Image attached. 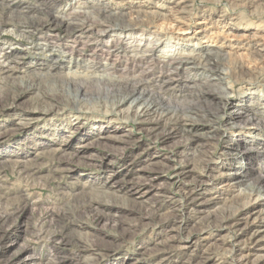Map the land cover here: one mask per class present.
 <instances>
[{
  "label": "rangeland",
  "instance_id": "obj_1",
  "mask_svg": "<svg viewBox=\"0 0 264 264\" xmlns=\"http://www.w3.org/2000/svg\"><path fill=\"white\" fill-rule=\"evenodd\" d=\"M0 4L8 5L2 10L0 21L21 20L16 16L18 11L43 7L53 14L74 9L92 12L91 16L99 23L118 27L103 34L93 31L90 35L84 32L83 26L77 28L80 31L77 43L86 44L82 49L85 57L63 51L59 74L74 73L72 61L78 58V62H87L93 52L99 53L97 62H106L105 48L121 46L127 53L120 58L116 56L115 80L72 82L70 95L80 85L88 99L104 96L117 99L127 95L131 78L122 75L120 70L124 66H127L125 71L131 68L132 63L126 64V59L131 54L129 49L133 48L156 62L173 60V56L185 59L187 62L177 69L182 71V83L188 79V88L193 86L210 95H219L224 82H209V73L203 67L202 56L210 52L224 57L222 70L226 74L220 73L221 78L230 81L231 66L235 64L242 65L245 73L233 79L228 95L231 103L223 110L212 104L203 108L196 101V125L205 123L201 112L221 115L241 104L248 105L253 112L263 109L260 119L263 120L264 102L252 104L248 95L251 91L264 90V0H0ZM83 19L73 22L89 25ZM76 39L58 35L60 44L66 42L70 46ZM43 44L37 36L28 38L24 29L14 25L0 28V61L5 54L15 60V63L1 64L0 92L7 88L21 92L15 102L0 101V205L19 206L0 228V236L4 237V243L0 244V264L6 261L54 264V254L75 257L76 260L66 259L64 264H180L196 249L183 247L185 233L192 229L197 215L204 217L240 204L246 208L240 215L236 213L230 226L211 235H198V243H202V248L210 245L216 251L221 248L222 239L228 243L229 236H233L242 245L235 255L238 260L241 255V260L259 259L257 264H264V215L261 213L264 204L256 196L247 197L250 185L259 175L257 169L263 170L264 159L250 155L230 160L227 156L235 152V140H244L245 144L250 143L246 141L248 136L249 140L260 137L264 140L262 124L250 119L240 121L236 125L237 133L232 130L217 138H200V146L195 147L188 144L191 138L188 133L172 131L170 123L156 126L154 133L149 134L147 127L153 126V115L134 117L137 108L131 104L132 98L117 108L103 103H77L66 96L65 85L57 82L55 88L46 78H37L30 69L46 59L49 62L42 65L41 71L51 64L49 54L40 55V49H35ZM14 66L13 74L6 72ZM159 71L154 68L153 76ZM75 73L84 75L81 69ZM101 74L98 71L93 75ZM38 79L39 88L22 89V84ZM45 91L54 97L49 99L48 108L52 112L31 115L29 110L35 107L33 99ZM163 98L154 96L163 108L177 106L180 110L187 103L175 97L174 92ZM195 150L210 153L209 169L199 170L187 163ZM185 167L191 168L190 174ZM175 172L181 175L175 176ZM237 172H241L239 184L235 182ZM184 187L189 190V200L195 202L193 211L199 212L195 218L182 221L181 229L175 230L179 224L175 221L160 224L146 216L149 209H154L150 208L154 203L157 209L154 217L171 211L178 217L184 208L179 209L178 202L180 189ZM162 191L169 197L163 196ZM64 192L73 194L74 198ZM91 197H98L101 203L77 208ZM68 203H73V210L66 214ZM62 233L71 242L79 239V244L85 247L77 251L73 244H61ZM252 238L256 239L252 241ZM167 243L179 248L171 257L159 252ZM96 246L106 255H97L100 251ZM204 264L237 263L232 258L218 263L215 253Z\"/></svg>",
  "mask_w": 264,
  "mask_h": 264
},
{
  "label": "bare ground",
  "instance_id": "obj_2",
  "mask_svg": "<svg viewBox=\"0 0 264 264\" xmlns=\"http://www.w3.org/2000/svg\"><path fill=\"white\" fill-rule=\"evenodd\" d=\"M8 8V5L6 4H0V15L3 13V11ZM3 10V11H2ZM29 13V14H27ZM92 12H81L77 11V9H74L70 12L63 13V14H56L52 13L49 10L38 7V8H32L28 7L26 9H23V11H18L16 16L20 17L21 20H1L0 21V28L1 26H11L14 25L16 27L22 28L25 30V32L28 35V38H30L31 35L37 36V38L42 40L44 44L40 48V55H46L49 54L52 58L50 59V67L46 70H42V65L49 62V59L44 60V62L36 63L37 66H33L32 71L35 72V74L39 77L37 78H46V82H49L51 85H54L55 88H57V82L58 84L65 85L67 90L66 96L72 99L74 102H81L84 104H94V103H103L106 105H110L109 108L112 107H119V105L127 98H132L131 104H135L136 111L134 113V117L137 118H143V117H153L151 118V122H153V126L147 127V132L149 134L154 133V130L157 128L156 126L160 124H172L171 130H182L185 133L189 134V145L200 146V142L198 141L201 139H213L217 138L218 136L227 134L228 132H236L238 131V127L236 126L240 121L248 120L250 119L251 122L255 121L258 124H262L264 126V117L261 121V113L263 112V109L257 111H261L260 113L256 110H253L248 105H235L233 108H231L227 113L222 112L221 115H219L216 112H211L208 115H206L204 112H201V118L204 120L205 123L201 124L200 126L196 125V116L198 115V111L194 108V104H196V101H198L199 104L203 105H209L212 104L217 109L223 110L226 108L228 104L231 103V100L228 99V95L231 93V85L233 83V79L240 78L243 73H245V69L240 64H235L231 66V80L228 81L226 79H223L219 76V74H226L222 69L223 67V60L224 57L217 54H211L210 52H206L202 58H203V67L204 70H207L209 73V82L214 83H220V81L224 82V85L219 89V95H210L207 91L203 89L196 90L193 86H189L188 88V79L186 82H183V75H181V72H178V66L184 65L187 61H184L185 59H178L177 57H172L173 60L166 61L158 59V62L154 61V58L146 57L145 54H141L137 51V49H129L130 55H127L126 64L128 62L132 63L131 68H129L127 71L125 69L127 66H124L122 70H120L122 75L129 76L130 79V91H128L127 95L119 97L117 99L115 98H108V96H104L103 98L94 97L93 99H88L85 97V90H83V87L80 85L78 89L72 94H69V84L76 81H85V82H103V81H113L116 78L114 77L113 73L117 72V68L115 67V60L116 56L119 58L123 56V53H127L126 49L124 47L118 46L111 48H105L104 50L107 52L106 56V62H97V59L99 57V53L93 52L90 53V56L88 58V61H80L78 62L77 59L79 57H85V53L82 52V49L84 45L82 42L77 43L76 36L80 33V31H77L78 27L83 26L84 32L87 35L93 34V31H97L99 33H104L112 29H118V27L112 26L108 27L109 24L104 25V23H99L96 21V18L91 16ZM84 18L86 24L88 22L89 25L84 24H78L74 23L73 21H76L78 18ZM102 22V21H101ZM107 23V22H106ZM113 25V24H112ZM82 33V32H81ZM58 35H63L65 38H73L76 39V41L73 42V45H68L66 42L59 43L58 42ZM77 43V44H76ZM130 43V42H128ZM69 46V47H68ZM172 46V45H171ZM127 47V46H126ZM128 47H132L129 45ZM63 51L69 53L70 55L76 54L77 59L72 61V66L75 68V72L80 70L84 72V75H77L75 72L70 74H59L61 72V67L63 62L61 63L60 58H62ZM113 55V58L111 59L110 56ZM49 56H47L49 58ZM4 59L0 61V67L3 62L15 63L14 58H10L9 55L5 54ZM17 58V57H16ZM19 59L22 57H18ZM212 59V63H210L209 60ZM96 61V62H95ZM70 63V61H69ZM191 63V61H189ZM15 67L8 68L6 72L12 73V71L15 70ZM154 68H159L160 71L156 75V77L153 76V70ZM221 68V69H220ZM102 72L101 75H93L95 72ZM33 73V72H32ZM35 76V75H34ZM256 78V77H255ZM38 81H28L24 84H22V89L25 91L31 90L34 88H39V84H41V79ZM60 80V81H58ZM226 80V81H225ZM128 83V82H127ZM147 87L149 90L144 91L143 88ZM21 89V90H22ZM20 91V90H19ZM171 92H174V96H179L180 99H182L186 103V105H183L182 108L177 109V106L174 108H163L160 104V102H156L154 99V96H157L159 99H164L163 96L170 94ZM254 92V91H253ZM64 93V90H63ZM0 101H10L15 102L20 96L21 92L14 91L11 88L1 90L0 92ZM251 94V95H250ZM248 95L250 99V102L255 103V105L262 104L264 102V90H259L258 92L252 93L250 92ZM82 96L81 98L79 96ZM107 95V94H106ZM53 95H49L46 91L38 93L37 97L34 100L35 107L30 108L29 113L31 115H42V114H49L52 112V110L49 107L50 100L54 99L52 97ZM172 96V94L170 95ZM48 98V99H47ZM160 99V100H161ZM189 99V100H188ZM190 99H194L195 102H193ZM255 99V100H254ZM259 100V101H256ZM257 102V104H256ZM250 103V104H251ZM252 103V104H253ZM177 105V104H176ZM254 105V106H255ZM206 106H203V108H206ZM252 106V107H254ZM151 115V116H150ZM261 121V122H259ZM169 124V125H170ZM163 125V126H165ZM221 126V128H219ZM235 128V129H232ZM249 137V136H248ZM247 137L246 141H249L250 143H243L244 140H235L233 143V150L235 152L227 153V156L230 160H235L237 157H246V156H252L255 155L259 157L261 160L264 159V140L262 137L258 138L257 140H249ZM253 137V136H251ZM255 137V136H254ZM194 143V144H193ZM196 151V150H195ZM192 152V154L187 159L189 164L193 165L194 167L198 168L199 170L205 171L206 169L210 168V162L212 160V156L210 153H207L205 150H198L196 153ZM264 170V165L262 166ZM24 168H26L24 166ZM187 169V173L190 174L188 167H185ZM259 172V175L256 176V180L250 185L248 191H247V197L249 196H256L260 198L261 203L264 204V184L261 182L264 181V171L261 169H257ZM260 170V171H259ZM236 174L235 182L239 184L241 172L234 173ZM175 176L181 175L179 172L174 173ZM44 186V184H43ZM181 195L178 199L179 202V209L184 207L183 210H180V215L177 217L175 212L171 211L169 213H165L161 216L154 217V213L157 212V209L155 207V204L152 203L150 205L149 212L146 214V216H149L151 218V221H157L160 224H164L166 222L173 223L174 221L178 226L175 229L176 231L181 227V222L186 221L192 218H195L194 216L199 211H193L195 210L194 204L195 202L193 200H189V190L187 188H181L180 189ZM163 196L169 197L166 191L161 192ZM64 195L72 196L74 198L73 194H70L68 192H64ZM171 194V193H169ZM162 197V196H161ZM1 198V197H0ZM171 200V198H170ZM3 201V200H2ZM100 204L101 200L97 197L90 198L88 201H86L82 205H77L78 209H85L90 208L93 204ZM73 203H68L67 207L65 208V212L67 214V211L72 212ZM242 206H245L244 204H240L237 207H227L226 209H223L216 213H207L206 216L201 217L197 215V218L193 220L195 224L193 225L192 229L188 230L185 233V245L183 248H196L193 252V254L190 256V258L180 261V264H204L207 260L212 259V256L216 253L217 261L218 263H222L223 261L232 258V260L237 264H257L259 262V259L255 260H248L246 257L243 258L240 255V259L238 260L235 256L241 249L240 244H238V240L236 237L229 236V241L226 243L224 239H222V246L221 248L218 247L216 251L213 250V248L210 245H205V248H202V243H198V235H211L214 232H218L222 229H226L228 226H230V221H232V218L238 213L237 215H240L245 208ZM93 207V206H92ZM19 209L18 205L14 204H4L2 203L0 205V228H3V225L5 224L7 218L11 215V211L14 212V210ZM261 213L264 215V209L261 210ZM65 213L63 215H66ZM187 218V219H186ZM148 224V223H147ZM69 225V224H68ZM146 225V224H145ZM67 226V225H65ZM63 228V227H62ZM231 230V229H230ZM196 231V232H195ZM233 232V231H232ZM256 232V231H255ZM42 234V232H40ZM34 234V233H33ZM36 234V233H35ZM230 234V233H229ZM38 235V234H37ZM225 235V234H224ZM3 236V235H1ZM0 236V244H3V238ZM40 236V235H39ZM62 240L61 244H67L72 245L77 248V251H82L83 247H85L84 244L80 245L79 242L81 241L78 239V242L74 243V241L71 242V240L67 239L64 233L60 234ZM226 237V236H225ZM7 238V237H6ZM191 239H195L192 242L189 241ZM256 238H252V241H254ZM256 241V240H255ZM190 244V246H189ZM94 246V245H89ZM1 248V245H0ZM192 248V249H193ZM96 250L100 253L97 255H100L101 257L106 255L104 253V250L102 248L96 246ZM179 248L171 245L169 243L164 244L161 249H159V252H161V255L164 256H170L172 253L176 254L178 252ZM104 253V254H103ZM53 261L54 264H64L66 259L68 260H76L75 257H66V256H59L58 254L53 255ZM78 256V255H77ZM175 256V255H174ZM96 257V256H95ZM171 257V256H170ZM173 257V256H172ZM33 258V257H32ZM6 264H11V262H5ZM80 264V263H79Z\"/></svg>",
  "mask_w": 264,
  "mask_h": 264
}]
</instances>
